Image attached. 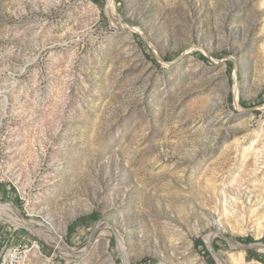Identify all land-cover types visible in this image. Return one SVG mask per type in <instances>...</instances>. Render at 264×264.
Instances as JSON below:
<instances>
[{"label": "rangeland", "instance_id": "rangeland-1", "mask_svg": "<svg viewBox=\"0 0 264 264\" xmlns=\"http://www.w3.org/2000/svg\"><path fill=\"white\" fill-rule=\"evenodd\" d=\"M0 173L28 264H264V0H0Z\"/></svg>", "mask_w": 264, "mask_h": 264}, {"label": "bare ground", "instance_id": "bare-ground-1", "mask_svg": "<svg viewBox=\"0 0 264 264\" xmlns=\"http://www.w3.org/2000/svg\"><path fill=\"white\" fill-rule=\"evenodd\" d=\"M255 150V145L254 142H251L250 145L244 149V154L242 155L241 158V163H245L247 161V159L249 158V154L253 153ZM229 183H231L232 185H229ZM237 184V181H232V182H228V181H224L222 180L220 182V184L216 187L217 191H220V207L223 208V211L228 215V212H231V208H230V204H229V200H230V195L232 196H236L237 198H242L244 197L243 193L241 192V190L235 186H239ZM242 184V183H241ZM247 201V200H246ZM6 208V209H5ZM262 210L260 212V216H259V224H264V205L262 206ZM3 209L4 212H6L8 215L9 213L7 211H10L11 215L13 216V218H15V220L17 221V225L19 227H27L29 228L32 232H34L37 235H44V236H49L50 231L48 229L42 228V227H38L36 225H34V223H32V221H28L26 219H23L20 215V213L13 208L12 206L8 205H1L0 204V210ZM245 209V208H244ZM238 217L236 216V220L234 221V223L236 224V226H241L242 222L240 220L237 219ZM263 221V222H261ZM264 229V225L260 227V230ZM264 250V249H263ZM236 264H245L243 259H238L236 261Z\"/></svg>", "mask_w": 264, "mask_h": 264}, {"label": "built area", "instance_id": "built-area-1", "mask_svg": "<svg viewBox=\"0 0 264 264\" xmlns=\"http://www.w3.org/2000/svg\"><path fill=\"white\" fill-rule=\"evenodd\" d=\"M3 182L0 173V184ZM39 249L37 241L21 239L6 244L0 252V264H28L32 253Z\"/></svg>", "mask_w": 264, "mask_h": 264}, {"label": "water", "instance_id": "water-1", "mask_svg": "<svg viewBox=\"0 0 264 264\" xmlns=\"http://www.w3.org/2000/svg\"><path fill=\"white\" fill-rule=\"evenodd\" d=\"M0 203H2V204H9V205H12V206H14V204L13 203H6V202H4V201H0ZM22 216V215H21ZM23 217V216H22Z\"/></svg>", "mask_w": 264, "mask_h": 264}, {"label": "trees", "instance_id": "trees-1", "mask_svg": "<svg viewBox=\"0 0 264 264\" xmlns=\"http://www.w3.org/2000/svg\"><path fill=\"white\" fill-rule=\"evenodd\" d=\"M93 1H97V0H93Z\"/></svg>", "mask_w": 264, "mask_h": 264}]
</instances>
